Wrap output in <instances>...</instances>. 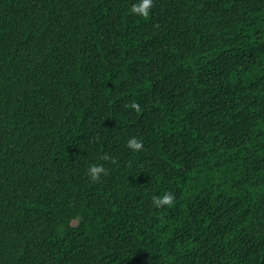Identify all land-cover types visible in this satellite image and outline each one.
I'll use <instances>...</instances> for the list:
<instances>
[{
	"label": "trees",
	"instance_id": "1",
	"mask_svg": "<svg viewBox=\"0 0 264 264\" xmlns=\"http://www.w3.org/2000/svg\"><path fill=\"white\" fill-rule=\"evenodd\" d=\"M135 2L0 0V264H264V0Z\"/></svg>",
	"mask_w": 264,
	"mask_h": 264
},
{
	"label": "clouds",
	"instance_id": "2",
	"mask_svg": "<svg viewBox=\"0 0 264 264\" xmlns=\"http://www.w3.org/2000/svg\"><path fill=\"white\" fill-rule=\"evenodd\" d=\"M154 0H136L131 6L130 12L141 18L147 19L153 8ZM133 109L139 110V105L135 102L132 103ZM127 148L133 153L139 152L143 148V142L137 137H131L127 141ZM102 159L107 160L108 156L104 155ZM102 174L106 175L107 170L102 164H90L88 166V176L91 181L96 182L101 179ZM175 196L172 192L165 191L162 195H156L152 197V205L155 208H162L164 206L171 207L174 203Z\"/></svg>",
	"mask_w": 264,
	"mask_h": 264
},
{
	"label": "rangeland",
	"instance_id": "3",
	"mask_svg": "<svg viewBox=\"0 0 264 264\" xmlns=\"http://www.w3.org/2000/svg\"><path fill=\"white\" fill-rule=\"evenodd\" d=\"M75 223H77V222H75Z\"/></svg>",
	"mask_w": 264,
	"mask_h": 264
}]
</instances>
